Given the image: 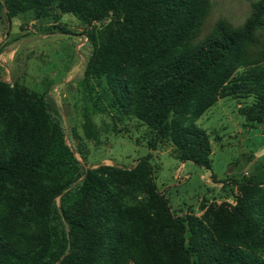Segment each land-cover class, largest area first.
Here are the masks:
<instances>
[{
    "label": "trees",
    "instance_id": "1",
    "mask_svg": "<svg viewBox=\"0 0 264 264\" xmlns=\"http://www.w3.org/2000/svg\"><path fill=\"white\" fill-rule=\"evenodd\" d=\"M52 5L86 25L110 17L85 34L84 79L103 76L110 107L146 124L153 144L169 139L173 158L210 168L208 135L192 119L217 94L251 96L238 113L248 124L264 121V66L247 59L264 0L242 25L219 19L199 41L207 0H0L9 17L43 16ZM86 155L43 95L0 85V264H260L212 236L209 227L236 220L220 204L206 208L209 226L173 215L148 155L129 173L96 168L107 183L85 170Z\"/></svg>",
    "mask_w": 264,
    "mask_h": 264
},
{
    "label": "rangeland",
    "instance_id": "2",
    "mask_svg": "<svg viewBox=\"0 0 264 264\" xmlns=\"http://www.w3.org/2000/svg\"><path fill=\"white\" fill-rule=\"evenodd\" d=\"M207 1L208 11L193 41L209 34L219 19L242 25L257 0ZM109 20L105 17L86 25L53 5L39 17L32 10L9 17L0 8V85H19L43 95L64 128H73L84 141L85 170L104 183L110 179L101 177L96 168L108 165L129 173L139 158L148 155L154 187L173 215L201 218L209 226L202 216L209 205L220 204L236 220L224 227H209L212 236L264 264V213L256 211L264 207V121L248 124L237 111L252 97L217 94L192 119L208 135L210 168L173 158L169 139L153 144L146 124L110 107L103 76L84 79L90 54L85 34ZM255 35L257 43L248 48L247 59L264 66V27ZM248 66L238 65L230 77ZM245 198L250 204L242 201Z\"/></svg>",
    "mask_w": 264,
    "mask_h": 264
}]
</instances>
